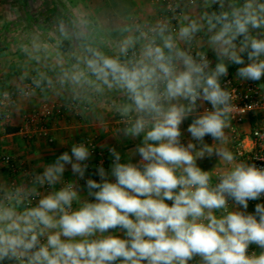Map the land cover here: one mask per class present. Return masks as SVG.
Here are the masks:
<instances>
[{
    "label": "clouds",
    "instance_id": "obj_1",
    "mask_svg": "<svg viewBox=\"0 0 264 264\" xmlns=\"http://www.w3.org/2000/svg\"><path fill=\"white\" fill-rule=\"evenodd\" d=\"M202 8L175 30L167 20L125 29L117 55L85 38L64 79L95 94L121 92L118 135L138 143L126 160L105 145L107 169L91 164L85 143L73 144L31 184L4 192L0 262L264 264V167L220 146L234 108L222 86L229 66L242 81L264 79V0H203ZM200 33L214 66L188 47ZM213 156L225 165L215 176L198 164ZM69 169L74 179L65 180Z\"/></svg>",
    "mask_w": 264,
    "mask_h": 264
},
{
    "label": "crops",
    "instance_id": "obj_2",
    "mask_svg": "<svg viewBox=\"0 0 264 264\" xmlns=\"http://www.w3.org/2000/svg\"><path fill=\"white\" fill-rule=\"evenodd\" d=\"M176 1L182 16H195L203 10V0ZM162 13L163 5L159 0H0V89L12 90L29 77L42 82L33 95L19 96L8 109L9 118L0 121V190H8L12 180L19 185L31 184L33 175L42 171L46 163L92 134L96 135L100 149H106L105 145L114 146L121 152L122 159H127L138 141L125 140L118 135L124 124L115 108L125 102L123 94L106 90L101 95L78 88L64 79V73L77 65V58L83 55L81 45L85 38L106 55H117V43L129 34L125 29H133L139 21H155ZM206 41L207 36L200 33L190 45L199 53L208 54L214 66L215 57ZM237 67L230 65L229 73L240 80L236 76ZM259 82L264 91V79ZM43 102L54 109L47 121L52 142H48L46 136L29 139L18 132L24 117L38 111ZM258 122L256 116H251L236 125L234 131L235 126L229 120L224 143L220 146L234 153L239 136H247L245 142L249 144L248 133ZM189 123L190 120L182 125L184 143L191 139L186 132ZM261 124L264 125V120ZM204 142L214 144L211 137H205ZM4 154L11 156L16 170L2 163ZM204 159L213 162L205 166L202 159L198 160L203 170H224L225 165L217 157ZM91 164L98 165L97 159L93 157ZM104 167L107 169L109 165L104 164ZM87 175L98 179L91 167ZM64 178L74 179L70 169ZM79 183L83 185L84 181ZM48 190L47 187L40 189L41 193ZM0 264L17 262L5 260Z\"/></svg>",
    "mask_w": 264,
    "mask_h": 264
},
{
    "label": "built area",
    "instance_id": "obj_3",
    "mask_svg": "<svg viewBox=\"0 0 264 264\" xmlns=\"http://www.w3.org/2000/svg\"><path fill=\"white\" fill-rule=\"evenodd\" d=\"M163 5V13L152 22H136V26H144L154 24L158 20H167L173 30L178 27V22L182 16V10L176 0H159ZM193 55L199 53L194 45L189 47ZM206 54V53H200ZM131 55V52L129 53ZM208 59L209 55L206 54ZM211 61V60H210ZM42 82L39 78L29 77L23 83L12 90L0 89V121H6L9 114V107L15 104L19 96H31L37 92ZM222 86L231 91L233 95L234 108L231 113L230 120L233 123V130L236 131V125H241L246 119L251 116H256L259 122L256 126L250 129L248 133L249 144L245 142L247 136L238 137L234 147L236 158L248 162L255 163L259 167H264V125L261 124L264 120V91L259 82L242 81L234 78L230 73L222 79ZM53 106L48 102H43L38 111L28 114L23 119V124L18 132L25 138L34 136H46L48 142L53 141V137L49 135L48 120L53 115ZM236 133V132H235ZM96 135L86 136L78 143H85L93 152V157L97 159L98 164L103 163L110 165L111 161L107 149H100ZM4 165L12 170H16V165L11 156L4 154L1 157ZM25 170V169H24ZM218 175L220 172H212ZM19 185L12 180L9 184V189ZM8 189V190H9ZM7 190H0V198L3 197ZM38 199V198H36ZM35 199L32 201L34 204ZM256 202H250L251 209L254 208ZM252 211V210H251ZM255 249V246H253Z\"/></svg>",
    "mask_w": 264,
    "mask_h": 264
},
{
    "label": "rangeland",
    "instance_id": "obj_4",
    "mask_svg": "<svg viewBox=\"0 0 264 264\" xmlns=\"http://www.w3.org/2000/svg\"><path fill=\"white\" fill-rule=\"evenodd\" d=\"M13 10H18V9H13ZM259 84L261 85V87L263 88V85L261 84V82H259ZM240 160V159H239ZM201 161V160H200ZM213 160L211 159H202V164H204L205 166H210L212 164ZM208 171V170H207Z\"/></svg>",
    "mask_w": 264,
    "mask_h": 264
}]
</instances>
